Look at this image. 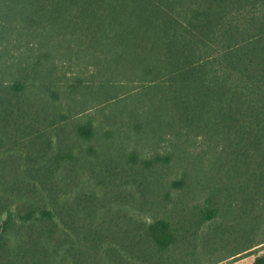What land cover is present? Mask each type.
Wrapping results in <instances>:
<instances>
[{
	"label": "trees",
	"instance_id": "1",
	"mask_svg": "<svg viewBox=\"0 0 264 264\" xmlns=\"http://www.w3.org/2000/svg\"><path fill=\"white\" fill-rule=\"evenodd\" d=\"M264 0H0V264H264Z\"/></svg>",
	"mask_w": 264,
	"mask_h": 264
},
{
	"label": "rangeland",
	"instance_id": "2",
	"mask_svg": "<svg viewBox=\"0 0 264 264\" xmlns=\"http://www.w3.org/2000/svg\"><path fill=\"white\" fill-rule=\"evenodd\" d=\"M260 254L264 253V246L259 248ZM256 255L252 254H241L235 258L225 259L220 261L217 264H253L255 261Z\"/></svg>",
	"mask_w": 264,
	"mask_h": 264
}]
</instances>
